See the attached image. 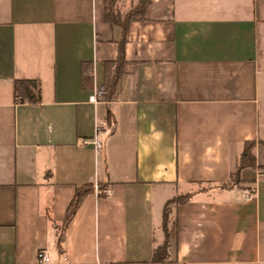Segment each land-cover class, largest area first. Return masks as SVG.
<instances>
[{
	"label": "crops",
	"instance_id": "obj_1",
	"mask_svg": "<svg viewBox=\"0 0 264 264\" xmlns=\"http://www.w3.org/2000/svg\"><path fill=\"white\" fill-rule=\"evenodd\" d=\"M150 2L115 98L93 103L121 34L104 0H0V264H38L40 249L49 264L149 261L180 195L163 264H264V0ZM16 80L38 82L40 102H19ZM96 123L99 151L81 144ZM249 141L256 166L231 182Z\"/></svg>",
	"mask_w": 264,
	"mask_h": 264
},
{
	"label": "trees",
	"instance_id": "obj_2",
	"mask_svg": "<svg viewBox=\"0 0 264 264\" xmlns=\"http://www.w3.org/2000/svg\"><path fill=\"white\" fill-rule=\"evenodd\" d=\"M120 0H104V21L112 27L120 29V38L117 41L118 55L114 61H106L104 63L105 68V80L102 85V94L99 96V101L110 102L113 101L117 94L118 85L121 77L125 73V46L128 41V30L129 26L133 22H144L146 21V11L150 6V0H137V2L130 7V9L122 13L118 8ZM14 93L15 97L19 102L38 104L40 102V89L39 83L30 80H16L14 81ZM262 144V142H259ZM256 142L249 141L244 143L242 154L239 158V163L234 172L230 174L231 182H240L239 174L243 168L256 166L255 156L253 149ZM99 190H103L102 184H98ZM94 191L92 183L84 184L77 187L75 194L70 200L65 218L61 225L60 234L57 239L58 250H61V242L64 237V230L68 226L69 222L73 218L76 210L83 201V199ZM100 194V193H99ZM189 195H180L172 199L169 204H181L187 201ZM168 205L165 206L163 211L162 219V230L164 233L163 243L153 249L151 259L141 264H163L171 261V242L170 233L168 230Z\"/></svg>",
	"mask_w": 264,
	"mask_h": 264
},
{
	"label": "built area",
	"instance_id": "obj_3",
	"mask_svg": "<svg viewBox=\"0 0 264 264\" xmlns=\"http://www.w3.org/2000/svg\"><path fill=\"white\" fill-rule=\"evenodd\" d=\"M101 94H102V87L98 89L93 96L90 97V101L93 103L97 102ZM102 136H103L102 125L100 123H96L93 137L90 140H83L81 144L83 146L92 145L95 151H99L102 148V142H101ZM95 189H97V187H95ZM104 191L106 192L107 190ZM244 195H245V199H249L251 196V192L246 190L244 191ZM36 258L38 264H49L50 258L46 254L45 249L38 250L36 254ZM63 259H65V257H63Z\"/></svg>",
	"mask_w": 264,
	"mask_h": 264
},
{
	"label": "rangeland",
	"instance_id": "obj_4",
	"mask_svg": "<svg viewBox=\"0 0 264 264\" xmlns=\"http://www.w3.org/2000/svg\"><path fill=\"white\" fill-rule=\"evenodd\" d=\"M137 2V1H136ZM133 6V4H132ZM130 9V8H129ZM129 9H127L126 11H122V13H125L127 12ZM172 228V225L168 223V230H169V233H170V242H171V248H170V251H171V255H173V252H174V234L171 230ZM163 238H164V234H163ZM164 240V239H163ZM163 243V242H162Z\"/></svg>",
	"mask_w": 264,
	"mask_h": 264
}]
</instances>
